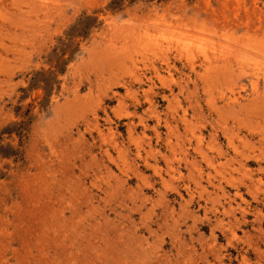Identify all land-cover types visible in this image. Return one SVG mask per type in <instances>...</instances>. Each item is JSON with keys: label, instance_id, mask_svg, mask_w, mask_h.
Here are the masks:
<instances>
[{"label": "rangeland", "instance_id": "obj_1", "mask_svg": "<svg viewBox=\"0 0 264 264\" xmlns=\"http://www.w3.org/2000/svg\"><path fill=\"white\" fill-rule=\"evenodd\" d=\"M263 49L264 0H0V264H264Z\"/></svg>", "mask_w": 264, "mask_h": 264}, {"label": "bare ground", "instance_id": "obj_2", "mask_svg": "<svg viewBox=\"0 0 264 264\" xmlns=\"http://www.w3.org/2000/svg\"><path fill=\"white\" fill-rule=\"evenodd\" d=\"M174 35V34H173ZM231 38V37H230ZM239 40V39H238ZM183 41H185V40H183ZM194 41V40H193ZM195 43V42H194ZM182 44V43H181ZM185 46V45H184ZM226 46V45H225ZM264 50V49H263ZM186 53V52H185ZM122 58V57H121ZM121 58H119V59H121ZM187 59V58H186Z\"/></svg>", "mask_w": 264, "mask_h": 264}]
</instances>
